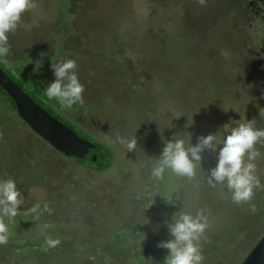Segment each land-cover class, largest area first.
I'll return each mask as SVG.
<instances>
[{"label": "rangeland", "instance_id": "obj_1", "mask_svg": "<svg viewBox=\"0 0 264 264\" xmlns=\"http://www.w3.org/2000/svg\"><path fill=\"white\" fill-rule=\"evenodd\" d=\"M33 2L36 7L23 14L15 33L8 34L10 50L2 56L5 66L13 67L19 78L20 74L32 78L35 73L33 90L46 97L44 90L55 79L52 63L74 59L85 89L84 103L61 109L57 100H48L58 102H51L56 111L98 142L110 144L117 155L114 165L99 174L56 151L44 154L40 144L28 147L40 160L33 166L27 155L15 163L10 152H0V180L13 179L23 199L15 218L3 217L8 242L0 244V264H164L168 250L157 244L171 238L167 224L181 210L195 215L200 209L208 221L200 240L203 264H239L250 247V243L235 244L242 229L249 230L243 231L248 241L264 230V189H257L250 202L236 204L226 186H209L205 174L217 163V153L210 150L201 154L202 170L197 168L192 180L166 170L163 180L157 181L151 170L165 142L173 137L194 146L198 137L217 133L225 123L255 119L257 127H264L259 111L264 108V30L259 25L264 7L256 6L253 14L248 0H205L203 5L198 0ZM242 33L253 49L250 59ZM29 67L32 74L27 76ZM155 75L159 80H153ZM152 101L161 103V113L156 109V117L150 118L146 106ZM2 133L7 143L31 135L19 123L3 127ZM134 135L137 149L131 152L114 143L117 136ZM256 148L261 155L254 161L255 174L264 185V145ZM39 168L47 171L46 186L40 188L27 180ZM70 176L80 189L71 187L70 181L65 184ZM41 201L51 204L53 210L47 214L52 223L58 222L55 233L71 228L75 234L72 252L63 248L43 259L41 251L27 244L38 234L15 225L18 216H24L25 228L32 219L42 226L47 219L30 211L37 206L34 202ZM43 227L38 229L41 235ZM121 230L133 233L121 241L123 250L132 249L124 259H116L110 249L104 261L83 254L81 260L75 257L81 248L106 247V235L117 241L114 233ZM83 232L96 234V242ZM80 234L89 245L77 243Z\"/></svg>", "mask_w": 264, "mask_h": 264}, {"label": "clouds", "instance_id": "obj_2", "mask_svg": "<svg viewBox=\"0 0 264 264\" xmlns=\"http://www.w3.org/2000/svg\"><path fill=\"white\" fill-rule=\"evenodd\" d=\"M198 2L203 5L205 0ZM35 7L33 0H0V56L10 50L8 34L15 33L23 14ZM77 67L74 59L51 65L55 79L46 87L44 94L49 100H57L61 109H71L77 103H84L85 89L78 79ZM259 111L264 118V108ZM114 143L131 152L137 149L138 142L134 135L131 138L117 136ZM257 144L264 145V127H257L255 119H245L235 125L225 123L217 133L198 137L194 146L173 137L165 142L160 157L154 159L151 175L157 181L163 180L166 170H170L178 177L192 180L197 176V168L202 170L201 154L210 150L217 153V163L208 173H204L208 185H224L233 203H247L254 198L257 189H264L255 174L257 165L254 161L261 155ZM22 204V193L16 182L11 178L0 180V244L8 242V225L3 217L9 220L15 218ZM37 207L30 211L35 212ZM167 227L171 238L157 244L158 248L168 250L164 264H203L200 240L208 228L204 210H198L195 215L181 210L173 215ZM46 243L55 247L59 241L47 239Z\"/></svg>", "mask_w": 264, "mask_h": 264}, {"label": "trees", "instance_id": "obj_3", "mask_svg": "<svg viewBox=\"0 0 264 264\" xmlns=\"http://www.w3.org/2000/svg\"><path fill=\"white\" fill-rule=\"evenodd\" d=\"M185 2V0H183ZM194 1V0H192ZM228 1V0H226ZM235 2V1H234ZM239 4H241L239 2ZM241 6V5H240ZM242 7V6H241ZM244 7H242L243 9ZM256 8V5H255ZM248 9L253 11L251 5L249 4V0H248ZM255 10V9H254ZM244 13V11H243ZM254 14V12H251ZM260 26L261 29L264 30V26H262V24H264V13L260 16ZM245 33V32H244ZM244 33H242L243 38L245 39V41L247 42V45L250 47V57L251 58V52L253 51L251 44L249 43L248 38L244 35ZM249 37L251 38V36L249 35ZM252 39V38H251ZM163 48H165V46L163 45V47L160 49L162 50ZM151 45H148V53H151ZM175 51V50H174ZM179 52V50L177 51ZM176 53V51L174 52ZM248 59V58H247ZM246 59V60H247ZM19 61V60H18ZM250 61V60H249ZM5 62L3 61L2 56H0V68L4 69V71L16 82L18 83L25 92H27L36 102L37 104H39L42 108H44L46 111H48L49 113H51L53 116H55L57 119H59L60 121H62L63 123L67 124L69 127H71L72 129H74L78 135H80L83 138H86L88 140H90L97 148L96 151V159L93 161H85L82 159H79L77 157H69L72 158L77 164H80L82 166H84L87 169H90L91 171H94L96 173L101 174V172L107 171V169H109L112 165H114V160H115V152H114V148L109 144H103L98 142L97 140H95L92 136H89L87 133L83 132V128H78L77 126H75L74 124H72L69 120H67L62 114H60L58 111H56V109L53 107L54 104H52L51 102H56V101H49L47 97L42 96L41 91L37 90V93L33 90V87L35 85V83L37 84V81L35 79V73H31L30 67L29 70H27V76H30V74H32V78L30 77H26V76H22V74H20L19 78L16 74H14L11 66L7 67L4 64ZM27 66V65H26ZM159 80V77H157L155 75V77H153V80ZM55 100V99H54ZM135 100L134 98L131 100V103H133ZM58 103V102H56ZM185 103V102H184ZM161 103L157 102V101H152V104H148L146 106V108L149 109L150 114L149 117H156V113L155 110L156 109H160L159 110V114L161 113ZM141 106V104L139 105V107ZM73 107V106H72ZM188 108V107H187ZM184 109V110H183ZM141 110V109H140ZM182 133L185 136V108H182ZM16 116V117H15ZM148 118V117H147ZM22 122V123H21ZM24 124L26 125L29 129H30V133L31 135H35L38 138H33L31 137V135H27L26 136V140H22L19 139L20 137H17L15 139H12L13 141L11 142H6V138L5 135L2 133V129L3 127L7 126V125H15V124ZM83 129V130H81ZM89 133V132H88ZM91 134V133H90ZM6 142V144H4ZM38 144H40L44 154L48 151H56L57 153H61L58 150H56L54 147H52L48 142H46L43 138H41L38 134H36L29 126L27 123H25L18 115L17 113V109L15 106V103L13 102V100L10 98V96L5 92V90L0 86V152L3 155H7L6 153H9L11 155H13V157L15 158V163H19L22 158H25V155H27V162L30 166L33 165H37L40 163V160H36L34 158L35 154L37 153L34 149H29V146L32 147H36L38 146ZM45 146H49L50 149H47ZM52 147V148H51ZM29 151V152H28ZM63 154V153H61ZM117 155V154H116ZM68 157V156H67ZM3 162L7 161L6 158H2ZM4 169V168H2ZM6 175L8 174V171H5ZM47 171L46 170H42V169H37L35 172V176L33 177H27L28 181H32V184H37L39 187V185H43L46 186V183L44 181L45 177H46ZM71 178H67V181L65 182V184H67L70 181V186L73 187L74 189H80V186L76 185L72 179L73 177L70 176ZM22 180V179H21ZM33 180L38 181V183L34 182ZM85 182V181H84ZM65 186V185H63ZM40 188V187H39ZM50 193L54 192L53 190H48ZM78 197L82 198V196ZM34 204H37V210L36 212H39V218L41 219H47L45 223L42 224H37L36 223V219H32L31 221H28V226L25 228L24 224L27 222V220L25 219L24 216H18L17 218V222H15V225L18 224L19 228H23V229H27L28 231H30V229L34 230L33 232H35V234L38 235H32V240H28L27 244L33 248L38 249V251H41V253H43L41 255V257L44 259V257L48 256V255H54L53 253H56L57 251L65 248V250H67V252H72L73 249H70V245L73 244V240L75 239V234L73 233V231H71V228H65V229H61L59 232H56L57 229V223L58 222H54L52 223V219L51 216H48V211H50L51 208V212H52V207L51 204H49L48 202L43 203L41 202H34ZM46 208L47 210H45V213H42L43 208ZM47 211V212H46ZM43 214V215H42ZM53 215V214H52ZM56 221V220H55ZM35 224H37V226H35ZM45 225V227H43ZM38 227V228H37ZM41 227L44 228V235H41L39 233V231L41 230ZM40 228V230H38ZM53 229L54 234H51V236H49V232H51V230ZM244 232L249 231L247 229H242V233L240 236H238L239 238L236 239V243L239 242H243V243H250V247L248 248L249 250L251 249V247L253 245H255L259 238L263 236L264 234V230L262 231L261 235L259 236V238H254L253 240H249L244 238L243 239V235ZM127 232V233H125ZM88 236H91V242H96L95 239L97 238L96 234L94 235H89L88 232H83ZM125 233V234H124ZM247 233V232H246ZM34 234V233H33ZM116 235V238L118 239L117 241L112 240L111 239V235L109 234L106 235L104 237L105 242H107L108 245H106V247H102V248H98V250H93L91 248V246H89L88 250H77L75 251L76 254V258H79L80 260L82 259V254L83 256H91V257H98L100 259H102L103 261L106 259L107 256V250H113L115 255L117 256L116 259H121L125 257V255H127L128 252H132V249H130V251H125L123 250L122 246V242L124 241L125 236L128 235H132L133 233H130V231H115L114 233ZM134 234H136L137 239H138V234L137 232H135ZM82 236H85L83 234H80V236H77L76 241L77 243L82 241L81 244L84 246L83 242L85 243V241L82 239ZM86 236V237H88ZM108 236V237H107ZM135 236V237H136ZM133 237L131 239V241L135 238ZM47 239H53V240H58L59 243L55 246H49L46 241ZM102 239V238H99ZM103 239V240H104ZM71 241V243L68 245V242ZM85 245H89L88 243H85ZM124 245V244H123ZM136 245V243L134 244ZM16 246V245H15ZM65 246V247H64ZM53 252V253H52ZM78 256V257H77ZM135 263V262H134ZM133 263V264H134ZM54 264V263H52Z\"/></svg>", "mask_w": 264, "mask_h": 264}, {"label": "water", "instance_id": "obj_4", "mask_svg": "<svg viewBox=\"0 0 264 264\" xmlns=\"http://www.w3.org/2000/svg\"><path fill=\"white\" fill-rule=\"evenodd\" d=\"M0 84L16 104L19 117L52 147L68 157L85 161L96 159V146L42 108L24 89L0 68ZM239 264H264V234Z\"/></svg>", "mask_w": 264, "mask_h": 264}, {"label": "flooded vegetation", "instance_id": "obj_5", "mask_svg": "<svg viewBox=\"0 0 264 264\" xmlns=\"http://www.w3.org/2000/svg\"><path fill=\"white\" fill-rule=\"evenodd\" d=\"M249 4L251 5V7H252V9L254 10L255 9V5L256 6H262V7H264V0H249ZM247 255V254H246ZM245 255V256H246ZM244 256V257H245ZM244 257H243V259H244ZM242 259V260H243ZM241 260V261H242Z\"/></svg>", "mask_w": 264, "mask_h": 264}, {"label": "bare ground", "instance_id": "obj_6", "mask_svg": "<svg viewBox=\"0 0 264 264\" xmlns=\"http://www.w3.org/2000/svg\"><path fill=\"white\" fill-rule=\"evenodd\" d=\"M0 86L2 87V85L0 84ZM3 88V87H2ZM4 89V88H3ZM5 90V89H4ZM6 92V91H5ZM7 93V92H6ZM8 94V93H7ZM9 95V94H8ZM10 96V95H9ZM11 98V97H10ZM12 99V98H11ZM13 100V99H12ZM13 102H14V100H13ZM15 103V102H14ZM15 106H16V104H15Z\"/></svg>", "mask_w": 264, "mask_h": 264}]
</instances>
